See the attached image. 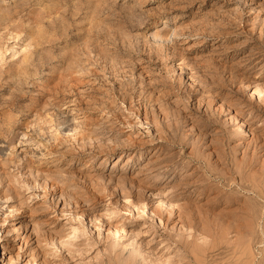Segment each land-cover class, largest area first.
I'll use <instances>...</instances> for the list:
<instances>
[{"label": "rangeland", "instance_id": "obj_1", "mask_svg": "<svg viewBox=\"0 0 264 264\" xmlns=\"http://www.w3.org/2000/svg\"><path fill=\"white\" fill-rule=\"evenodd\" d=\"M263 191L264 0H0V264H264Z\"/></svg>", "mask_w": 264, "mask_h": 264}, {"label": "bare ground", "instance_id": "obj_2", "mask_svg": "<svg viewBox=\"0 0 264 264\" xmlns=\"http://www.w3.org/2000/svg\"><path fill=\"white\" fill-rule=\"evenodd\" d=\"M160 35V34H159ZM161 36V35H160ZM160 39H162L163 41H166V40H168L169 38L168 37H164V35H162L161 37H160ZM245 130H246V128H245ZM264 192V191H263ZM262 197V196H261ZM263 198V197H262Z\"/></svg>", "mask_w": 264, "mask_h": 264}]
</instances>
